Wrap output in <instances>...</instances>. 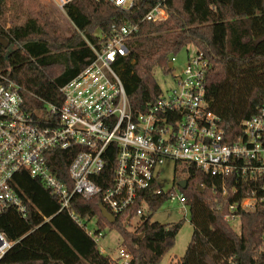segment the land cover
I'll return each mask as SVG.
<instances>
[{"label": "trees", "instance_id": "trees-1", "mask_svg": "<svg viewBox=\"0 0 264 264\" xmlns=\"http://www.w3.org/2000/svg\"><path fill=\"white\" fill-rule=\"evenodd\" d=\"M198 12L206 20L197 24V13L186 12L182 0L170 3L168 19L158 23L140 22L154 5L153 0H136L130 10H122L103 0H74L66 7L71 24L63 35L57 23L33 5L21 24L5 26L9 6L0 0V72L19 87L23 108L44 113L47 105L60 106V89L93 60L89 43L106 33L112 24H138V32L129 43L128 54L116 60L113 68L119 76L133 113L144 112L160 93L153 71L165 74L170 58L189 46L202 53L208 66L204 78L207 109L220 117L222 127L233 141L241 123L249 120L264 101V0H196ZM60 178L67 182V166L73 151H54ZM112 158L100 174L109 180ZM178 167V168H177ZM186 175L185 189L189 223L193 228L185 253L177 264H264V207L233 212L239 232L225 219L228 207L250 194L252 182L210 177L193 165L175 163ZM100 177L94 183L108 187ZM15 189L27 207L23 218L9 208L0 214V232L15 244L0 264H116L99 253L94 240L69 215L89 222L96 220L95 233L105 228L120 237L128 264H159L173 246L180 225H160L151 217L169 199L156 183L144 195L148 215L133 230L121 219L110 225L101 217L98 199L71 198L68 210H60L58 199L45 190L26 171L13 178ZM153 189L156 192H153ZM47 220V221H46ZM103 235V233H102ZM104 236V235H103ZM262 247V248H261Z\"/></svg>", "mask_w": 264, "mask_h": 264}, {"label": "built area", "instance_id": "built-area-1", "mask_svg": "<svg viewBox=\"0 0 264 264\" xmlns=\"http://www.w3.org/2000/svg\"><path fill=\"white\" fill-rule=\"evenodd\" d=\"M72 1L53 3L66 15ZM103 1L130 10L136 0ZM153 1L140 22L158 24L168 19V7L174 0ZM138 29V24H112L106 33L97 35L96 43L88 42L93 60L60 89L61 105H47L44 113L27 112L19 87L0 72V214L13 208L26 217V204L13 181L17 173L26 171L58 199L59 211L68 210L74 196L97 198L115 220L143 221L148 215L144 193L152 191V183H157L155 169L166 160L193 165L220 179L224 194L226 179L252 182L255 186L250 194L228 207L225 219L229 223L235 220L237 209L252 212L264 207V101L255 115L241 123L240 134L232 141L220 117L207 109L204 78L208 63L195 51L182 75L172 76L174 87L166 94L160 89L144 112L133 113L113 65L128 54ZM174 62L171 57V70ZM71 149L65 182L50 159H56L55 150ZM111 158V173L105 181L100 174ZM96 177L108 187L96 185ZM169 197L174 199L172 194ZM176 199L188 212L185 196L180 193ZM69 215L97 245L102 233L96 234L97 228L89 229L85 220ZM14 244L0 232V261ZM99 253L108 255L100 249ZM110 257L116 264L130 260L123 251Z\"/></svg>", "mask_w": 264, "mask_h": 264}, {"label": "rangeland", "instance_id": "rangeland-1", "mask_svg": "<svg viewBox=\"0 0 264 264\" xmlns=\"http://www.w3.org/2000/svg\"><path fill=\"white\" fill-rule=\"evenodd\" d=\"M175 1L176 0L172 1V3ZM182 1L186 4L187 13L190 11L197 13L198 25L206 23V20H204L198 12L196 0ZM6 2L9 6V12L6 17L7 22L5 23L6 27L12 23H23L27 15H29V11H31L30 8L33 5H41L43 10L57 23L63 35L67 36L70 32L71 24L67 16L60 13L56 9L53 0H6ZM194 54L195 49L193 47L189 46L184 48L173 56L175 58V62L171 73L165 74L160 69H155L153 71V77L163 93L166 94V91L174 87V80L172 76L177 77L182 75L183 70L187 66L188 59L193 57ZM156 174L157 183L160 186L161 191L163 193L171 191L174 199L171 200L169 197V199L162 204L155 214H153L151 222L158 223L160 225H180V229L173 246L162 257L159 264H177L184 255L193 232V228L189 223L187 210L176 199V196H178L180 194V190H182L177 186V182L186 179V175L181 173L179 169L177 172L175 171V162L172 160H166L162 165H159L155 169V175ZM139 222V218H134L129 224H126L125 227L128 230H133ZM86 224L89 229L96 228L95 220L89 221ZM230 225L234 232H239V222L236 219L231 222ZM102 233L104 236L99 238L97 243L98 250H103L105 254L116 257L118 252L122 251L120 247L119 234L115 230L109 231L108 228H105ZM262 247L264 248V240Z\"/></svg>", "mask_w": 264, "mask_h": 264}, {"label": "water", "instance_id": "water-1", "mask_svg": "<svg viewBox=\"0 0 264 264\" xmlns=\"http://www.w3.org/2000/svg\"><path fill=\"white\" fill-rule=\"evenodd\" d=\"M0 43L3 45L4 48L7 47V42H2V41L0 40ZM168 68H169V70L172 68V64H171V63L169 64ZM177 186H178L180 189H182V190L185 189V187H186V182H185V180H180V181H178V182H177ZM98 208H99V211H100L101 217H102L104 220H106V222H107L108 224L113 225L114 222H115V219H114L112 216H110V215L106 212V210H104V208H103L100 204L98 205Z\"/></svg>", "mask_w": 264, "mask_h": 264}, {"label": "flooded vegetation", "instance_id": "flooded-vegetation-1", "mask_svg": "<svg viewBox=\"0 0 264 264\" xmlns=\"http://www.w3.org/2000/svg\"><path fill=\"white\" fill-rule=\"evenodd\" d=\"M186 182V181H185ZM186 185H187V183H186Z\"/></svg>", "mask_w": 264, "mask_h": 264}]
</instances>
